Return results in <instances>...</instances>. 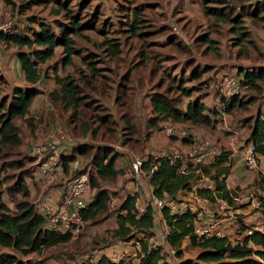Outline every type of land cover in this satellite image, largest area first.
I'll use <instances>...</instances> for the list:
<instances>
[{
	"label": "rangeland",
	"instance_id": "obj_1",
	"mask_svg": "<svg viewBox=\"0 0 264 264\" xmlns=\"http://www.w3.org/2000/svg\"><path fill=\"white\" fill-rule=\"evenodd\" d=\"M28 1L1 0V4H8L13 11L19 12L13 18L15 21L13 25L18 26V29L27 28L28 15L34 14L47 21L54 18L67 21L66 12L69 11L78 15L80 23L85 24V27L73 35L76 53L72 55L70 64L63 66L64 53L61 46L55 48V54L51 59L41 64L43 81L39 86L43 92L33 99L27 116L14 119L21 137V153L8 157L0 153V168H3L0 178L3 180L4 190L2 200L8 207H14L15 198H20L21 194L15 192L13 194L15 197L9 195L6 186L13 182L23 168L24 175L28 169L30 171L26 176V184L29 193L27 198L31 203L34 204L36 198L46 190V187L40 186L34 180V170L32 171L34 163L28 162L22 154L31 156L32 146L53 133L56 126L71 134L74 143L107 145L113 150V154H118V167L121 172L114 180L101 182L102 187L109 188L111 196L118 199V204L125 194L139 195L137 181L127 171L131 152H139L140 157L146 158L148 155L156 157L180 149L189 143L188 140L167 137L161 129L150 125L148 120L152 115L150 107L152 92H165L169 97L180 101L179 105L183 108L184 103L197 92L194 91L191 96H187L181 94L180 87L192 89L199 82L210 79L213 73L221 68L252 69L264 66V18L252 20L244 14L243 25L249 30L248 40H251V43L244 40L235 44V33L231 31V23L216 20L206 14L203 0H59L67 6V9L62 8L63 11L59 14L53 13L59 3L56 0H41L42 5L31 4L32 2ZM21 2L23 11L18 5ZM251 2L253 1L237 3L235 0H227V4L234 10L231 11L233 14H237L241 8L244 11L249 10L253 5ZM207 5L221 6L213 2H208ZM10 15L12 16L11 12ZM3 21L4 17L0 15V23ZM126 21L137 26L135 32L124 23ZM116 42L119 44V51L111 54V44ZM0 50V75L5 79V83L2 84L3 94L20 82L17 81V72L13 70L17 46L0 43ZM89 62L93 63L94 68ZM203 65H208L211 69L197 77L193 75V69L198 72ZM56 74L61 77L65 74L71 75L82 91L78 109L80 113L75 114L76 117L72 115V109H58L49 101L48 92L56 87ZM202 93L208 109H219L225 114L226 126L238 131L236 145L245 146L252 118L262 105L264 85L262 94L258 95L254 102L246 107L236 105L230 112H226L221 103H218L216 108L214 105L216 98L209 94L208 85L204 87ZM116 94L122 95L123 105L115 103ZM241 94L243 100L251 95H257L254 90H245ZM124 110L130 112L137 132L127 133L121 120ZM105 113L109 114V121L101 122L99 115ZM220 116V113L216 115L218 118ZM25 118L31 119L30 124ZM87 118L91 120V126H98V133L94 138L90 134L78 132L80 120ZM166 123L169 121L161 122L158 126ZM173 124L186 129L194 136L208 137L222 151H227L228 155L231 153L228 156L231 165L238 161L241 172L247 175H243L242 180L251 182L248 185H251V188L237 186L239 198L231 206L220 203L203 204L189 192L179 193L175 197L177 206H188L196 211L200 222L214 216L226 217L223 221L226 223L231 216L238 218L242 225L263 223L264 213L257 201L259 196L264 195V190L255 189L252 181L257 174L262 173L261 170L264 171V165L258 162L256 167H245L240 153L242 150L235 152L240 154L242 164L238 156L234 157V152L229 150V142L234 132L227 130L222 120H217L215 124L189 122ZM145 148L148 155L144 153ZM16 158H21L25 165L23 168L9 164L11 159ZM82 162L84 165L86 160L83 159ZM140 180L146 182L144 175ZM231 180L230 177L229 181ZM146 198L141 195L143 202L147 201ZM107 213L106 217L101 215L91 223L88 222L81 234L67 243L43 248L27 255L17 252L15 254L22 262L30 261L35 264H41L42 259H51L55 264H81L82 261L90 257L96 258L103 252L111 254L126 244L114 238L115 216L110 214V210ZM238 229L240 230V227ZM161 247L164 257L173 262V257L176 256H173L163 243ZM197 249L190 247L185 240L182 245V257H176L178 263L183 259L195 261ZM3 252L12 251L0 248V254ZM132 260L134 264H138L136 256L132 257ZM196 262L203 264L201 261Z\"/></svg>",
	"mask_w": 264,
	"mask_h": 264
},
{
	"label": "trees",
	"instance_id": "obj_2",
	"mask_svg": "<svg viewBox=\"0 0 264 264\" xmlns=\"http://www.w3.org/2000/svg\"><path fill=\"white\" fill-rule=\"evenodd\" d=\"M56 1L59 2V0ZM245 1H253L250 9L244 11L241 8L237 14H233L231 11L234 10L227 4V0H203L206 14L211 15L216 20L231 23V31L235 33V44L242 43L244 40L251 43V40H248L249 30L243 25L244 14L252 20H263L264 18V0H235L237 3ZM208 2L221 6H208ZM28 3L42 5L41 0H29ZM2 5L0 0V8ZM18 5L20 10L23 11V3L21 2ZM5 6L9 8L12 16L19 14L17 10L13 11L10 5ZM62 8L67 9V6L59 2L53 13H61ZM66 13L67 21L58 18L47 21L31 14L27 17L28 26L26 29H18V26H15L11 31H0L1 43L17 46L15 55L24 80L23 84L13 85L7 93L2 94V84L5 83V79L0 75V153L6 154L7 157L21 153V137L14 119L27 116L33 99L43 92V89L39 86L42 85L43 81L41 64H45L54 56L55 48L58 46L62 47L64 53L63 66L70 64L72 55L76 53L73 35L83 29L85 24L80 23L78 15L73 14L71 11ZM124 23L135 32L137 28L135 24L127 21ZM31 24L36 26H30ZM111 45L110 53L116 54L119 51V44L116 42ZM92 68H94L93 63ZM210 69L208 65H203L198 72L193 69V75L197 77L202 72ZM218 70L213 73L210 79L199 82L192 89L180 87L181 94L187 96H191L194 91L197 92L195 96L184 103L183 108L179 105L180 101L169 97L165 92H152L150 95L152 115L148 120L150 125L162 130L163 125H160V127L158 125L164 121L178 124L186 122L215 124L217 120H221V116L216 117V115H219L220 110L215 108L209 110L202 96L204 87L208 85L209 94L215 97V93L210 89L209 82L215 77ZM237 70L242 76L241 82L247 85L243 91L254 90L257 95H251L246 100L241 99V93L232 96L230 102L225 105L226 112H230L236 105L246 107L263 92L264 66L252 69L239 67ZM55 85L56 87L48 92L49 101L58 109H72V115L75 117V114L79 115L78 109L82 99V91L72 76L65 74L61 77L56 74ZM114 101L116 104L123 105L122 95L116 94ZM214 105L217 108L215 102ZM129 113L124 110L121 114V120L127 129V133L132 134L135 131L137 132V127ZM25 120L30 124V118H25ZM99 120L101 122L109 121V114L99 115ZM249 128L246 144L252 142L255 151L264 160V120L260 118L259 112L253 116ZM78 132L85 135L90 134L94 138L97 136L98 126H91L89 118L80 120ZM90 136L88 137L92 140ZM191 138L192 134H189L183 140L190 141ZM144 153L148 155L146 148ZM61 154H64L61 157V172H59L51 187L60 191L61 198L66 194L67 188L64 176L69 175L70 162L77 157L80 161L79 166L70 175L75 176L80 173L87 175L88 196L86 205L81 210L86 224L91 223L98 216H108V201L111 194L109 188L102 187L101 182L112 181L121 172L118 167V154H113V150L107 145H93L90 142L67 144L61 149ZM230 155L231 153L228 155L227 151H221L208 164L201 166L203 175L213 182L214 190L200 188L197 190L198 195L207 197L211 202H215L217 198H220L225 199L229 204L233 203L232 195L237 194V188L230 189L226 184L231 166L230 157L228 158ZM22 157L28 159L30 163L34 161L33 156L23 153ZM83 159L86 160L84 165ZM154 162L157 167L153 172L151 184L153 185L154 194L158 197L167 195L170 198H175L179 193L189 192L192 183L200 177L195 172L178 173L175 165L165 156L153 158L152 155H148L143 161L142 168H148ZM9 164H15L20 168L25 166L21 158L11 159ZM2 169L0 168V173ZM29 173L28 169L26 175H24L25 169L23 168L22 171L17 173L13 182L6 186V192L9 195H13L15 192L21 194L20 198H15L14 207H8L2 200L4 190L2 189L3 180L0 178V248L12 251L0 254V264H35L30 261L22 262L15 252L27 255L30 252L40 251L43 248L70 241L68 234L48 229L44 214L38 211L34 204L28 200L26 176ZM252 186L255 189L264 190V171L253 178ZM13 196L15 197V195ZM135 200L136 193H128L118 205V210L125 209L126 212L118 214L115 218L114 238L121 241H130L141 236V238H138L141 242L138 264H171L164 257L162 248L148 247L146 238L152 232L154 225L153 209L148 204L143 212L137 213L134 211ZM259 205L264 213V195L259 196ZM162 216L169 226L166 236L167 242L175 249L178 257H182V245L185 240L190 247L198 248L195 261L183 259L178 264H198L196 261H201L203 264H264V232L255 230L253 234L245 237L242 244L232 243L225 237L217 236L196 240L193 232L194 224L200 219L196 211L187 209L180 214L179 211H171L166 206L162 209ZM242 228H244V225ZM81 264H134V262L132 259L112 261L108 253L103 252L96 258L90 257L82 261Z\"/></svg>",
	"mask_w": 264,
	"mask_h": 264
},
{
	"label": "built area",
	"instance_id": "obj_3",
	"mask_svg": "<svg viewBox=\"0 0 264 264\" xmlns=\"http://www.w3.org/2000/svg\"><path fill=\"white\" fill-rule=\"evenodd\" d=\"M0 15L4 17V21L0 23V31L6 32L11 31L14 28L13 18L16 16L10 15V10L7 6L2 5L0 8ZM17 22V18H16ZM1 43V42H0ZM1 53V50H0ZM242 76L237 69L234 68H221L215 74V77L209 82L210 89L215 93V103H221L225 107L230 99L234 95H239L246 88V84L241 82ZM223 107V109H224ZM259 116L264 120V97L262 105L259 109ZM221 120L226 126V118L223 112H220ZM178 125L173 123H166L163 125L162 132L167 137H175L178 140H183L189 136L186 129L177 127ZM227 130L233 131L229 142V150L237 152L242 150V160L245 167L253 168L256 167L260 156L255 151L252 142L247 143L245 146H237L236 139L238 137V131L235 128L227 127ZM48 137L43 141L32 146L30 152L31 156L34 157V180L42 187H46V190L36 198L34 201L35 208L42 212L46 219V226L48 229L68 234L70 239L76 238L83 231L86 221L82 215V208L86 205V198L88 196V184L87 175L80 173L77 175H70L72 171L76 170L79 166V159L75 157L70 162V172L68 176H64V182H66L67 192L64 196L60 197V191L53 189L51 184L61 172L62 155L61 149L65 144L74 143V137L71 134L65 132L61 127L56 126ZM243 148V149H241ZM222 151L221 148L216 146L214 142L208 137L194 136L189 141L188 145L174 149L171 152L162 153L159 156H165L169 161L175 165L178 173L187 174L195 172L200 175L199 178L195 179L192 183L191 190L193 197L200 203H220L222 205H229L235 203L239 196L232 195L233 203L229 204L225 199L217 198L215 202L209 201L207 197L200 196L197 194V190L200 188L214 190L213 182L201 172V166L208 164ZM130 164L127 167L128 173L133 175V179L137 182L139 195L136 194V200L134 203V211L141 213L145 207L149 204L153 209V229L146 238L147 245L149 248H162V243L168 247L173 254L176 255L175 249L170 246L167 242L166 236L169 230L165 219L162 216V209L166 206L171 211H179L184 213L187 209L194 211L188 206H177L175 198H170L167 195L158 197L153 192V185L151 184V178L153 172L156 169V163H152L148 168L143 169V161L147 158L140 157V155L131 153ZM144 175L146 182L140 180L141 176ZM207 178V179H206ZM206 180V181H205ZM141 195L146 196L147 201L143 202ZM126 196V194H125ZM124 199V198H123ZM259 204V201H257ZM108 210L110 214L118 216V214H124L125 209L118 210V199L110 196L108 201ZM224 216V215H223ZM207 220L202 222L201 219L194 224V235L196 240H203V238L209 236L225 237L232 243L244 242L246 236L253 234L255 230L264 232V222L257 223L255 225H244L236 217L228 218L227 222H223L226 217H214L209 216ZM240 227V230L238 229ZM138 238L131 239L130 241H124L126 244L121 249H116L108 254L112 261H119L121 259H132L136 256L139 260L141 253V242ZM162 242V243H161ZM176 257H173L171 264H178ZM41 264H55L51 259H42ZM57 264V263H56Z\"/></svg>",
	"mask_w": 264,
	"mask_h": 264
},
{
	"label": "crops",
	"instance_id": "obj_4",
	"mask_svg": "<svg viewBox=\"0 0 264 264\" xmlns=\"http://www.w3.org/2000/svg\"><path fill=\"white\" fill-rule=\"evenodd\" d=\"M13 70H15L17 72V74H18L17 81L20 82V84H23L24 80H23V77H22V73L19 70L17 59L14 62ZM20 84H18V85H20ZM131 153L139 155V152H135V153L131 152ZM237 156L239 157V162H241V164H242V161L240 159V154L239 153L238 154L234 153V157H237ZM259 162H260L261 165H264V160L262 158L259 159ZM237 163H238V161H237ZM237 163L230 166V173L228 174L227 179H226L227 187L230 188V189L237 188L238 185H239V187H243V186L246 187V186H248L251 183V182H249V180H246L247 182L242 180V178L244 177L243 175H245V176H247V175L243 174V172H241L240 165L237 164ZM261 172H263V171L261 170ZM230 177L232 178L231 181H229ZM248 187L251 188V185L248 186Z\"/></svg>",
	"mask_w": 264,
	"mask_h": 264
}]
</instances>
